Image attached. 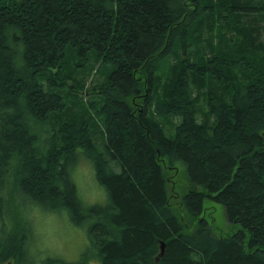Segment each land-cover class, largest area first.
<instances>
[{
    "label": "trees",
    "instance_id": "1",
    "mask_svg": "<svg viewBox=\"0 0 264 264\" xmlns=\"http://www.w3.org/2000/svg\"><path fill=\"white\" fill-rule=\"evenodd\" d=\"M83 159L102 203L78 194ZM32 206L84 228L76 261L35 252ZM7 263L264 264V0H0Z\"/></svg>",
    "mask_w": 264,
    "mask_h": 264
},
{
    "label": "rangeland",
    "instance_id": "2",
    "mask_svg": "<svg viewBox=\"0 0 264 264\" xmlns=\"http://www.w3.org/2000/svg\"><path fill=\"white\" fill-rule=\"evenodd\" d=\"M83 160L77 164L73 173L78 194L86 204L102 203L104 193L96 182L92 165L87 159ZM175 170L167 171L165 177L169 178L167 187L169 195H176L178 198L190 186L186 174L178 164L176 173ZM170 200L172 203L177 201L173 197ZM203 206V216L213 226L215 236H225L237 230L236 226L230 225L227 221L224 209L220 204L206 198L203 201ZM25 214L32 221L36 230L35 252L41 258L50 256L73 262L88 247L89 243L84 228L71 225L64 213H43L39 208L32 206L26 207ZM183 217L187 220V216Z\"/></svg>",
    "mask_w": 264,
    "mask_h": 264
},
{
    "label": "water",
    "instance_id": "3",
    "mask_svg": "<svg viewBox=\"0 0 264 264\" xmlns=\"http://www.w3.org/2000/svg\"><path fill=\"white\" fill-rule=\"evenodd\" d=\"M163 249H164V245L161 243V245H160V254L159 255H162Z\"/></svg>",
    "mask_w": 264,
    "mask_h": 264
},
{
    "label": "bare ground",
    "instance_id": "4",
    "mask_svg": "<svg viewBox=\"0 0 264 264\" xmlns=\"http://www.w3.org/2000/svg\"><path fill=\"white\" fill-rule=\"evenodd\" d=\"M92 80H93V78L91 77V79H90V83L92 82ZM7 264H10V263H7Z\"/></svg>",
    "mask_w": 264,
    "mask_h": 264
}]
</instances>
